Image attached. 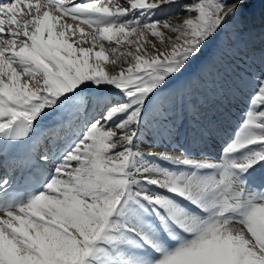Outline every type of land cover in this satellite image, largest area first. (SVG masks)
Returning <instances> with one entry per match:
<instances>
[{
    "label": "snow or ice",
    "instance_id": "1",
    "mask_svg": "<svg viewBox=\"0 0 264 264\" xmlns=\"http://www.w3.org/2000/svg\"><path fill=\"white\" fill-rule=\"evenodd\" d=\"M251 2L0 0V264H264V51L215 157L147 135Z\"/></svg>",
    "mask_w": 264,
    "mask_h": 264
},
{
    "label": "bare ground",
    "instance_id": "2",
    "mask_svg": "<svg viewBox=\"0 0 264 264\" xmlns=\"http://www.w3.org/2000/svg\"><path fill=\"white\" fill-rule=\"evenodd\" d=\"M175 15H183L178 6L158 12L155 19ZM262 17L264 3L252 0L244 5L202 56L170 84L158 101L170 118L153 120L147 132L150 138L175 143L198 158L215 157L245 106V73L260 69L264 51ZM50 122V118L44 121ZM22 162H27V154L11 146L0 155V166L5 170L19 169Z\"/></svg>",
    "mask_w": 264,
    "mask_h": 264
}]
</instances>
